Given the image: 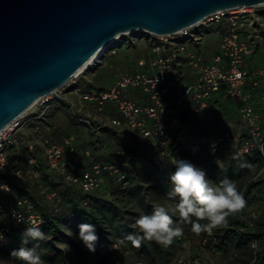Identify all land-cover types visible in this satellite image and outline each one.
Wrapping results in <instances>:
<instances>
[{"label":"built area","instance_id":"built-area-1","mask_svg":"<svg viewBox=\"0 0 264 264\" xmlns=\"http://www.w3.org/2000/svg\"><path fill=\"white\" fill-rule=\"evenodd\" d=\"M261 6L264 5L219 11L201 23L171 35L147 33L149 36L147 55L138 60L132 72L118 74L110 87L84 89L76 84L67 86L66 83L54 93L40 98L29 111L0 132V171L12 170L8 148L12 144H17L16 134L21 128L28 125L31 120L45 116L54 94L69 104L70 118L76 124L99 134L106 125L118 130L137 132L141 137L142 147H157L161 149L163 156L173 157L171 146L175 143V137L171 127L175 124L173 116L176 115L177 108L189 104L195 113H200L216 94L222 92V98L225 100L235 98L242 100L240 119L245 135L227 132L222 136L205 140L211 153H216L219 145L226 141L241 154L255 151L264 154V114L255 110L247 101L245 93L246 85L250 83L253 89L262 91L264 98V67H251L249 61V55L259 49L264 42L262 16L257 10ZM207 22L225 24L223 32H218L219 51L214 52L210 58H207L200 49L203 35L193 31L195 27ZM118 40L119 38L110 44L101 57L87 69L100 63L108 52L115 54ZM184 68H188L195 79L181 86L177 80L182 76ZM62 89L78 94V101L63 96ZM173 94L175 101L174 104H170L169 98ZM39 106L41 107L39 111H33ZM25 146L29 152L39 148L44 162L51 170L61 174L69 184L76 185L87 193L100 189L105 175L116 178L119 182L126 178L121 168L114 163H103L93 159L85 162L84 156L77 150L74 135L65 136L60 142L42 135L33 136L26 140ZM115 154L127 163L136 161L133 154L121 148H115ZM15 173L19 178L28 176L54 204L57 195L42 185V166L38 156L29 154L26 170L20 168ZM0 192L11 193L12 186L8 183L2 184ZM5 210L4 202L0 201V231L5 237V241L0 243L1 246L10 244L13 223L25 227L32 221L39 226L44 223L43 216L27 197L15 198L10 219H2ZM15 217L22 218L24 223H18ZM247 222L253 225L252 222ZM122 245L121 241L114 244L120 253L116 264H122ZM252 246L257 252L256 241ZM255 262L256 256L252 264ZM177 263L203 264L199 257H180Z\"/></svg>","mask_w":264,"mask_h":264},{"label":"trees","instance_id":"trees-1","mask_svg":"<svg viewBox=\"0 0 264 264\" xmlns=\"http://www.w3.org/2000/svg\"><path fill=\"white\" fill-rule=\"evenodd\" d=\"M220 30L223 31L221 27ZM118 46L119 44L117 43L116 52ZM88 88H95V86L92 85ZM52 103L54 108L50 109L49 106L45 111V115L50 116L56 111H61L70 116L69 104L65 100L57 98ZM183 107L182 114L174 119L175 143L171 146L173 157L163 156L161 149L157 147H142V141L139 144L136 143L133 137L134 135L140 137L137 132L118 130L108 125L102 127V131H106L113 139H116L119 145L124 148V151L133 154L136 158L134 163H142V167L145 170L151 167V162L141 158L147 159L152 156L166 160L168 173L160 172V177L158 176L160 181L159 188L161 193L173 203H176V200L168 194L171 191L169 174L175 170V158L187 159L202 167L207 171L209 178L214 183H219L224 178L233 180L237 184L238 189L244 194L247 201L246 207L240 213L230 216L227 226L214 229L211 234L201 233L199 235L201 238L200 247H197L191 256L187 257L198 258V250L201 248L221 255L226 260V264H252L255 256V264H264V178H262L264 154L258 151L241 154L226 141L219 145L216 153H211L208 143L205 141L208 140V134L200 126L197 114L191 109L189 104H185ZM71 121L76 124L72 119ZM30 123H33V121H30ZM182 130H184V133L180 135L179 133ZM198 130L200 131L199 133H197ZM92 132L94 133L95 131ZM239 134L245 135L244 127ZM48 138L51 139L50 137ZM18 148V144H12L8 148V159L12 170L9 172L0 171V186L4 183L12 186L11 193L3 194L0 192V201H3L6 207L2 219L11 218L16 197L29 198L44 218V223L40 228L45 235L43 240L29 241L28 246H37V251L42 259L50 264H72L68 255L56 245V241L61 236L62 241L75 248L83 257L91 258L95 264H116L120 253L115 249L114 244L119 241L123 244L121 252L122 264H138V262L143 264H178L179 252L185 240L193 233L191 225L181 223L178 215H173V219L178 225L183 227L184 235L182 238L174 240L169 247H162L154 241L143 240L141 246L136 248L125 237L130 233L136 234L138 231L130 228L129 220L124 215L118 201L109 200L94 193L100 189L87 193L76 185L66 182L61 174L47 166L39 148L32 152H29L26 146L23 148L24 152ZM11 149L14 151L18 150L20 155L25 156L24 166L13 163L11 152H9ZM29 154L39 157L42 166L41 182L49 192L56 193L57 198L54 204L41 192L38 184L28 181L30 180L28 176L19 178L16 175L15 171L17 169L26 170ZM134 163L127 164L133 165ZM114 164L118 165L117 163ZM119 167L126 175L125 180L119 182L116 178L112 179L118 184V188L121 191H129L127 189L132 185V178L129 175L130 173H128L129 170L124 169L122 166ZM140 189L139 186H135L132 192H139ZM6 196H12V200L8 201ZM141 205L144 212L134 214L137 217L150 213L155 207L153 204L146 202H142ZM247 221L252 222L253 225H250ZM81 223H92L96 226L99 242L94 253L89 252L78 239V225ZM201 223H204V221H201ZM62 225L68 226L71 231L70 235L63 233ZM25 228V226L13 223L10 244L7 246L0 245L1 258L20 262L10 257V252L21 246V233ZM111 228L114 230L111 231ZM254 241L258 244L257 252L252 246ZM130 258H134L135 261L130 262Z\"/></svg>","mask_w":264,"mask_h":264},{"label":"water","instance_id":"water-1","mask_svg":"<svg viewBox=\"0 0 264 264\" xmlns=\"http://www.w3.org/2000/svg\"><path fill=\"white\" fill-rule=\"evenodd\" d=\"M260 5L264 0H0V132L127 33L171 35L219 11Z\"/></svg>","mask_w":264,"mask_h":264},{"label":"rangeland","instance_id":"rangeland-1","mask_svg":"<svg viewBox=\"0 0 264 264\" xmlns=\"http://www.w3.org/2000/svg\"><path fill=\"white\" fill-rule=\"evenodd\" d=\"M257 10L263 17H261V20L264 26V6L258 7ZM224 25V23L216 25L207 22L194 28V32L197 31L203 35L202 47L207 58L211 57L213 50L219 51L220 34L218 32H222L220 27L223 29ZM117 43L119 46L115 54L108 52L107 55L101 59L100 63L86 69L78 77L71 79L67 83V86L76 84L84 89H88V87H91L92 85H94L95 88L110 87L114 83L118 74L132 72L136 68L138 60L144 58L149 51V36L143 31L127 33L121 36ZM249 61L253 66L264 67V42L259 49L254 50L253 53L249 55ZM62 91H64L63 96L68 97L75 102L78 101L79 96L75 92H71L67 89H62ZM56 96L57 95L54 94L53 99L49 102L50 109L54 108L52 101L57 99ZM40 109V106L37 109L35 107L33 111H39ZM55 130H62L63 136L74 135L77 149L84 156L85 162L90 159L98 160L103 163L114 162L119 166H122L124 169L129 170L128 173H130L129 175L132 178V185L127 189L129 191H121L118 188V184L107 175L104 177L105 179L103 180L100 190L94 193L106 199L118 201L122 207L124 215L129 220L130 228L138 231L135 227L137 216L134 214L144 212L143 206L141 205L142 202L151 203L155 207L163 206L172 214V209L174 208L175 203L161 193L159 188L160 181L158 180V176L160 177L161 174L160 172L168 173L166 160H163L162 158H154L152 156L147 159L141 158L142 160H148L151 162V167L146 170L143 169L144 167H142V163L136 162L134 164L137 165H129L123 159L115 155L114 149L116 147L121 149L124 148L121 147L118 141L113 139L106 131H102L101 134L97 132L93 133L92 130L84 126L74 124L71 121L70 116L61 111H56L50 116L45 115L44 117L35 119L33 120V123H29L21 128L16 134L18 147L24 152L23 148L25 147L27 139L38 135L53 137L52 134H54ZM199 132L200 131L198 130L197 133ZM183 133L184 130L179 134L182 135ZM133 140L138 144L142 141L137 135H134ZM9 152H11L13 163L24 166L25 156L20 155L18 150L14 151L11 149ZM155 165L157 166L155 167ZM262 178H264V171ZM28 181L33 182L32 180ZM135 186L141 188L139 192H132V189ZM6 199L11 201L12 196H6ZM61 228L64 234H71L67 225H62ZM110 230L113 231L114 229L111 228ZM200 243L201 238L199 235L191 233L190 237L185 240L183 247L179 252V256H191L193 251H195L197 247H200ZM56 245L68 255L72 264H95L91 258L83 257L75 250V248L62 241L61 236L60 239L56 241ZM198 251V256L201 258L203 264H226V260L221 257V255L214 254L201 248H199ZM0 260H7L10 264H21L20 262H15L7 258L0 257ZM129 261L134 262L135 259L130 258ZM45 262L46 264H50L47 261Z\"/></svg>","mask_w":264,"mask_h":264},{"label":"clouds","instance_id":"clouds-1","mask_svg":"<svg viewBox=\"0 0 264 264\" xmlns=\"http://www.w3.org/2000/svg\"><path fill=\"white\" fill-rule=\"evenodd\" d=\"M174 166L175 170L169 174L171 191L168 194L176 200L172 214L165 207L156 206L150 213L138 216L135 220L138 233H130L125 237L136 248L141 246L143 240L169 247L174 240L182 238L183 227L174 221L173 214L178 215L181 223L190 224L194 234H211L214 229L227 226L228 218L246 207L244 194L233 180L224 178L214 183L205 169L187 159L175 158ZM15 218L18 223H24L22 218ZM78 229V239L89 252L94 253L99 242L96 226L81 223ZM44 235L39 224L32 221L21 233V246L12 250L10 257L21 264H46L37 246H28L29 241L43 240ZM4 241L5 237L0 231V243ZM0 264L10 262L0 260Z\"/></svg>","mask_w":264,"mask_h":264},{"label":"crops","instance_id":"crops-1","mask_svg":"<svg viewBox=\"0 0 264 264\" xmlns=\"http://www.w3.org/2000/svg\"><path fill=\"white\" fill-rule=\"evenodd\" d=\"M196 33L198 32L196 31ZM202 44L200 46V49L203 51L204 49L202 47ZM214 52L216 51L213 50V53ZM250 66L258 67V66H253L252 64H250ZM194 79L195 76L192 75V73L188 70V68H184L183 74L181 77L178 78L177 83L183 86L185 84H189L193 82ZM245 93L247 95V101L254 106L255 110L264 114V98L262 97V91L259 89H253L251 84L247 83L245 88ZM174 101H175V95L173 94L169 98V102L170 104H174ZM241 104H242V100H240L239 98L225 100L222 98V92H219L218 94L215 95V97L212 100L208 102V105L206 107L201 109L200 113H196L200 120V126L203 127L208 134L207 139L222 136L227 132H230L232 134H239L242 132L243 123L240 119ZM183 108H184L183 106L177 108V113L176 115L173 116L174 119H176L179 115L182 114ZM174 126L175 124H173V126L171 127L173 132L175 128ZM62 134H63L62 130H57V131L55 130L54 134H52L54 138L53 137L50 138L56 142H60L66 136V135L63 136ZM104 177L103 180L105 179Z\"/></svg>","mask_w":264,"mask_h":264},{"label":"bare ground","instance_id":"bare-ground-1","mask_svg":"<svg viewBox=\"0 0 264 264\" xmlns=\"http://www.w3.org/2000/svg\"><path fill=\"white\" fill-rule=\"evenodd\" d=\"M103 53V49L100 50L82 69L80 72H78L75 76L86 70L89 66H91L98 58L99 56Z\"/></svg>","mask_w":264,"mask_h":264}]
</instances>
